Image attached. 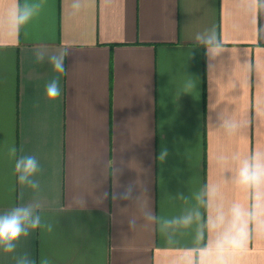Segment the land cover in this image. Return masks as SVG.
I'll use <instances>...</instances> for the list:
<instances>
[{"label": "crops", "instance_id": "crops-1", "mask_svg": "<svg viewBox=\"0 0 264 264\" xmlns=\"http://www.w3.org/2000/svg\"><path fill=\"white\" fill-rule=\"evenodd\" d=\"M24 3L0 0V212L38 202L52 230L0 264H264V0H28L17 31ZM209 29L219 47L195 39Z\"/></svg>", "mask_w": 264, "mask_h": 264}, {"label": "clouds", "instance_id": "clouds-1", "mask_svg": "<svg viewBox=\"0 0 264 264\" xmlns=\"http://www.w3.org/2000/svg\"><path fill=\"white\" fill-rule=\"evenodd\" d=\"M41 4L28 3L25 0L23 6H17L15 12L12 15V22L15 24L17 31L28 24L34 16L39 14ZM79 7V5H75ZM197 41H200L208 49L211 47H219L220 42L217 40L214 30L209 29L204 33H197L195 36ZM65 55L66 53L61 51L57 54H47V50L43 47L39 48L35 52V58L37 62H42L47 56L48 62L51 64L53 70L60 75H66L65 68ZM187 87H195V83L189 81ZM46 96L49 100L55 101L62 95V89L60 86L59 76L50 80L45 86ZM236 129V125L232 124L229 131L232 132ZM7 156L10 160L14 161V174L17 177V181L21 185H26L33 190L40 188L39 180L35 177L41 171L40 164L34 155H20L17 156V149L15 145L8 147ZM168 156V150L166 147H161L159 154V161H164ZM249 169L248 165L241 171V178L246 180L248 178ZM133 191V187L128 185L124 193L123 199H130ZM41 205L37 203H28L25 205H17L10 209L0 212V249L6 254L14 253L16 250L17 242L23 237L27 238L33 231L40 229L52 230V225L43 220L41 214L37 211ZM187 222V219H186ZM18 264H34V261L29 260L27 254H25ZM40 264H49L47 257H42Z\"/></svg>", "mask_w": 264, "mask_h": 264}]
</instances>
